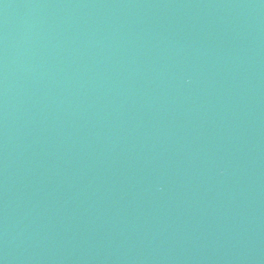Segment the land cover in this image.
<instances>
[{"label":"water","instance_id":"1","mask_svg":"<svg viewBox=\"0 0 264 264\" xmlns=\"http://www.w3.org/2000/svg\"><path fill=\"white\" fill-rule=\"evenodd\" d=\"M0 264H264V0H0Z\"/></svg>","mask_w":264,"mask_h":264}]
</instances>
